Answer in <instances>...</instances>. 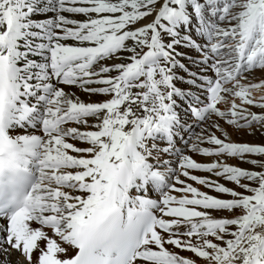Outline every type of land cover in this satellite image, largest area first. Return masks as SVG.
I'll use <instances>...</instances> for the list:
<instances>
[{
  "label": "snow or ice",
  "instance_id": "snow-or-ice-1",
  "mask_svg": "<svg viewBox=\"0 0 264 264\" xmlns=\"http://www.w3.org/2000/svg\"><path fill=\"white\" fill-rule=\"evenodd\" d=\"M257 133L264 0H0V264H264Z\"/></svg>",
  "mask_w": 264,
  "mask_h": 264
},
{
  "label": "rangeland",
  "instance_id": "rangeland-1",
  "mask_svg": "<svg viewBox=\"0 0 264 264\" xmlns=\"http://www.w3.org/2000/svg\"><path fill=\"white\" fill-rule=\"evenodd\" d=\"M255 136H256V135H255ZM255 136L240 135V136H234L233 138H234V139L247 140V141H249V142H254V143H264V141H263V142H259V141L256 139ZM194 158L197 159L198 161H203V162H207V160L209 159V158H205V157H203V156H201V155H198V154H194ZM242 166L247 168V167H249L250 165L244 164V165H242ZM198 173H203V172H197V173H195V174H198ZM198 175H199V174H198Z\"/></svg>",
  "mask_w": 264,
  "mask_h": 264
},
{
  "label": "bare ground",
  "instance_id": "bare-ground-1",
  "mask_svg": "<svg viewBox=\"0 0 264 264\" xmlns=\"http://www.w3.org/2000/svg\"><path fill=\"white\" fill-rule=\"evenodd\" d=\"M185 63H188L187 61H184ZM189 67H192L191 65H189ZM193 71H197L198 69L196 68H192ZM183 74V73H182ZM187 87V86H186ZM256 139L259 141V142H263L264 141V137L260 136L259 133L256 134ZM231 163H236V161H230ZM251 167V166H249ZM199 175H206V173H198ZM184 255H190L189 253H184Z\"/></svg>",
  "mask_w": 264,
  "mask_h": 264
}]
</instances>
